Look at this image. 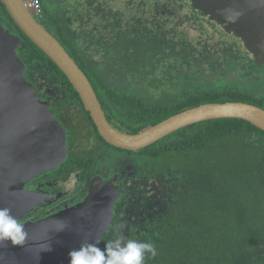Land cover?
Wrapping results in <instances>:
<instances>
[{"label": "trees", "instance_id": "trees-1", "mask_svg": "<svg viewBox=\"0 0 264 264\" xmlns=\"http://www.w3.org/2000/svg\"><path fill=\"white\" fill-rule=\"evenodd\" d=\"M39 1L42 24L81 65L114 120L115 105L148 119L143 129L207 102L242 101L264 108V78L252 85L230 82L219 87V82H204L202 75L192 81L187 72H179L173 77V85L176 91L183 88L185 92L182 90V101L171 100L175 109L159 113L140 108L134 111L127 99L122 100L120 89L101 79L96 60L103 58L108 62L115 57L118 65L133 69V56L127 45L130 29L126 27L130 17L153 12L132 7L121 12L125 0H85V4L79 0L73 6L75 10L70 7L74 1ZM66 7H70V12ZM78 12L83 20L71 23L67 17L73 18ZM0 13L14 23L1 0ZM14 26L24 43L18 54L28 55L36 64L41 63V68L70 84L63 71L15 23ZM118 30L125 32L120 39ZM155 45L158 46H152ZM252 53L255 54L253 50ZM252 65L255 67L254 62ZM69 89V94L81 98L72 85ZM84 113L90 118L85 109ZM156 143L144 148L146 157L141 155L148 162L146 172L167 176L172 172L180 187L171 181L168 190L162 189L165 208L156 222L144 231L123 236L155 245L157 254H146L145 264H264V130L242 118H219L187 126ZM121 215L120 210L116 221ZM117 236L122 235L110 227L98 246L103 249Z\"/></svg>", "mask_w": 264, "mask_h": 264}, {"label": "flooded vegetation", "instance_id": "flooded-vegetation-1", "mask_svg": "<svg viewBox=\"0 0 264 264\" xmlns=\"http://www.w3.org/2000/svg\"><path fill=\"white\" fill-rule=\"evenodd\" d=\"M125 1L122 2V5L126 2L129 4L135 2L139 5H136L138 11H142V6H148L153 12L152 14L130 17L131 21L126 27L130 29L127 33V38H129L127 45L130 49L129 53L133 56L134 68H126L125 64V66L118 65L115 57L108 62L103 58L97 59L96 66L97 72H102L101 79L111 83L116 89H120L122 100L127 99L134 111L136 108H140L159 113L174 108L171 103L174 98L172 96L169 99L150 97L155 93L154 88L161 87L164 79L171 73V69L182 74L187 72L192 81L196 80L195 77H199V75L203 76L204 82L210 83L221 82L225 79L224 84H219V87L230 83L229 79L238 75L236 69L239 66L233 63V58H239L244 75H247L249 71L264 69V64L261 67L257 66L255 58L253 59L251 53L247 51L246 39L240 37L234 30L227 31L226 23L212 19L210 15L193 7L189 0ZM68 9L67 11H69ZM245 11L246 13L251 12L248 9ZM79 14L80 12L76 13L73 18L72 16L67 18L71 23L73 20L82 21L83 19L78 17ZM153 17H160V20L153 22ZM0 18L9 33L19 36L14 23L7 20L1 13ZM37 18L41 19V22L43 21L41 16H37ZM199 19L204 21L200 22ZM187 22L212 26L217 36L191 35L184 30ZM118 31H116V35L120 39V36L125 35V32ZM20 39L22 40L21 37ZM119 43L117 41V46ZM139 44H145V46ZM153 44L158 46L153 47ZM200 44L204 46L202 52L199 50ZM164 46L168 48L165 51ZM20 47L21 45L17 50ZM196 53L201 55L200 62H206L207 66L199 67L201 72L198 73L196 69L193 75L190 73L192 69L190 57ZM176 55H182L184 59L175 60ZM20 57L27 66L25 77L35 86L40 103L45 102L49 105L52 114L65 129L68 138L66 157L58 167L40 172L24 185L27 191L33 193L36 203L32 205L30 211L23 214L20 221L22 223L36 221L83 202L93 183L102 179V184L111 182L120 190V197L114 207L112 230H117V233L122 236L127 235L123 234L124 230L120 231L123 229L121 217L126 216L125 209L130 204L128 225L133 222L137 230L131 227L129 232L146 230L150 223L156 222L161 209L165 207L161 204L164 200L161 197V188L153 187L152 172L145 170L148 167V162L141 156L146 157L147 155L146 152L143 153L144 148L133 151L116 147L107 142L97 131L98 128L95 126L91 114L89 118L84 113L86 107L81 98L72 93L69 94L71 83L68 84L67 81L60 80L45 67L41 68L43 65L36 64V61L30 59L28 55ZM252 62L255 63V67ZM160 75H163L164 78H161ZM261 77L264 78V76ZM176 82L177 80L175 85ZM248 84L254 83L249 82ZM94 89L96 91L95 87ZM181 89L185 92V89ZM96 93L99 98L97 91ZM183 94L179 95L182 97L181 100L175 99L178 102L182 101ZM99 100L114 129L128 134H137L146 130L143 129L144 121H148L145 117L115 105L117 120H114L112 117L110 118L111 115L107 113L100 98ZM155 104L157 105L154 107ZM148 147H153V145ZM157 177L155 179H163L165 182L172 181V177L164 173H159ZM141 187L153 192L149 201L137 197L136 194ZM130 196H132V200H129ZM25 207H27V203H25ZM120 210L122 215L116 221L115 215Z\"/></svg>", "mask_w": 264, "mask_h": 264}, {"label": "water", "instance_id": "water-1", "mask_svg": "<svg viewBox=\"0 0 264 264\" xmlns=\"http://www.w3.org/2000/svg\"><path fill=\"white\" fill-rule=\"evenodd\" d=\"M16 26L69 78L100 135L128 150L150 146L187 126L219 118H242L264 130V108L242 102H207L177 113L137 134L115 130L87 74L65 46L35 17L24 0H1ZM246 39L256 63H264V0H215L198 7ZM246 9L251 12L246 13ZM263 20V22H262ZM9 33L0 18V208L19 220L36 203L24 185L40 172L58 167L68 138L35 87L26 79V64L17 48L24 43ZM120 190L96 180L83 202L36 221L23 223V246L0 242V264H69L68 253L81 242L97 243L111 227ZM27 203V207H25ZM50 251H43L48 245Z\"/></svg>", "mask_w": 264, "mask_h": 264}, {"label": "clouds", "instance_id": "clouds-1", "mask_svg": "<svg viewBox=\"0 0 264 264\" xmlns=\"http://www.w3.org/2000/svg\"><path fill=\"white\" fill-rule=\"evenodd\" d=\"M189 1L193 7L199 9L198 8L199 6H202L205 4H212L215 0H189ZM228 1H230V0H228ZM201 11H203V10H201ZM206 15L211 16V14H206ZM226 30H227V27H226ZM231 30H233V28H231L230 30H227V31H231ZM246 49L249 53H251L252 58L254 59L255 54L253 56L252 49L249 48L247 44H246ZM255 61H256V59H255ZM256 65H257V63H256ZM262 65L263 64L257 65V66L261 67ZM70 83H71V81H70ZM72 86H73V84H72ZM37 95H38V92H37ZM81 100H82V98H81ZM88 112L90 113V111H88ZM180 112H182V111H180ZM180 112H178V113H180ZM175 114H177V113H175ZM175 114H173V115H175ZM173 115H171V116H173ZM154 144H152V145H154ZM152 145H150V146H152ZM133 151H135V150H133ZM98 180H102V179H98ZM169 187L170 186H167L165 188H161V191H162V189L168 190ZM26 238H27V231L25 230L24 224L17 217H15L11 214V210L9 208H6V207L0 208V242L11 241V244L14 246H16V245L23 246L25 241H26ZM42 250L43 251H50L51 245L49 244L46 248H44ZM146 254H150L151 256H155L157 254L156 247L154 244L149 243V242H141V241H138L135 239H125L123 236H117L115 239L109 240L107 243H105L103 249H101L97 243H90L87 241L81 242L79 248L72 249L69 251L68 256H69V264H145Z\"/></svg>", "mask_w": 264, "mask_h": 264}, {"label": "rangeland", "instance_id": "rangeland-1", "mask_svg": "<svg viewBox=\"0 0 264 264\" xmlns=\"http://www.w3.org/2000/svg\"><path fill=\"white\" fill-rule=\"evenodd\" d=\"M76 4L77 2H79V0H69V3H73ZM81 2H83V4H85V0H80ZM109 1V0H108ZM68 5V4H67ZM130 5H133L132 8L134 9H138V7L136 5H138V3H131L129 4L128 2L124 3L123 5H121V12H127L130 10ZM139 6V5H138ZM72 10H75V8L73 7V5H70ZM69 7V8H70ZM144 9L145 11L148 12H152V9L148 6H142V11ZM69 10V9H68ZM118 10V9H117ZM70 12V10H69ZM145 15L147 14L146 12L144 13ZM41 20V19H40ZM160 20V17H153V22H158ZM200 22L204 21L203 19H199ZM263 22V20H262ZM264 24V23H263ZM145 25H147V23H145ZM203 25V23H202ZM184 30L189 32V34L191 35H201L203 37L205 36H217L214 33V29L212 26H201L197 23H193V22H187V25H185ZM81 36H79L80 38ZM203 44H200L199 46V50L202 52L203 51ZM168 49L166 46H164V51ZM248 54V53H247ZM191 58L192 64L191 67L192 69L190 70V73H192L193 75L196 71V69L198 70V73L201 72L200 68H203L204 66H207L206 62H200L201 59V55L199 53H196L195 55H193ZM183 60L184 57L182 55H176L175 56V60ZM233 63L237 64L239 67L236 69L237 74L235 77L229 79L230 82L232 83H236V84H247V83H256L258 82L260 79H262L264 76V69L262 70H253V71H249V73L247 75H244L240 66V60L239 58H233ZM200 67V68H199ZM176 73H178L177 70L175 69H171V73H169V76L167 78L164 79V83L161 85V87L158 89L154 88L155 93H153L150 97L156 98V97H163V98H170L171 96L174 98H179L180 100L182 99V97H179V95L183 92L182 90L176 91L174 89L173 86V78H171L173 75H175ZM251 73V74H250ZM259 74V75H257ZM249 75V76H248ZM261 75V76H260ZM130 76V75H129ZM248 76V77H247ZM131 77V76H130ZM225 79H223L221 82H219V84H224ZM186 83V82H184ZM152 181H153V187L154 188H165L167 186H169L168 184L170 182H165L163 179H155L158 178V174L154 175L152 172ZM171 176H172V183L174 184L175 187H180L179 181H178V177L175 176L172 172H171ZM137 197H141L144 201H149L150 198L153 196V192L145 189V188H140L139 192L136 194ZM129 200H132V196L129 197ZM161 204L164 205V203L161 202ZM130 208H131V204L125 209V214L126 216H122L121 217V224L123 225V229H120V231L124 230L125 233H123L124 235L130 233V228L134 227L135 230H137V227L134 225L133 222H131L128 225V215L130 212ZM32 221V220H31Z\"/></svg>", "mask_w": 264, "mask_h": 264}, {"label": "built area", "instance_id": "built-area-1", "mask_svg": "<svg viewBox=\"0 0 264 264\" xmlns=\"http://www.w3.org/2000/svg\"><path fill=\"white\" fill-rule=\"evenodd\" d=\"M24 2L35 17L41 16V3L39 0H24Z\"/></svg>", "mask_w": 264, "mask_h": 264}]
</instances>
